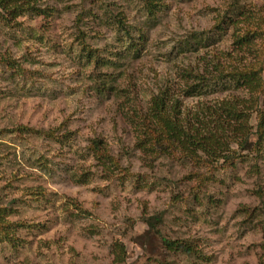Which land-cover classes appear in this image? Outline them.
<instances>
[{
  "label": "rangeland",
  "instance_id": "obj_1",
  "mask_svg": "<svg viewBox=\"0 0 264 264\" xmlns=\"http://www.w3.org/2000/svg\"><path fill=\"white\" fill-rule=\"evenodd\" d=\"M155 2L153 18L141 0H39L43 15L0 22V209L11 223L0 264H115L117 245L121 264H258L264 141L199 166L148 151L142 118L163 89L190 114L250 98L227 74L260 59L264 0ZM204 67L216 86L185 96L187 71ZM93 139L116 167L88 149ZM154 215L158 234L145 222ZM159 236L195 254H166Z\"/></svg>",
  "mask_w": 264,
  "mask_h": 264
},
{
  "label": "trees",
  "instance_id": "obj_2",
  "mask_svg": "<svg viewBox=\"0 0 264 264\" xmlns=\"http://www.w3.org/2000/svg\"><path fill=\"white\" fill-rule=\"evenodd\" d=\"M145 12L149 17L156 15L159 5L156 0H141ZM46 10L41 8L39 0H0V22L5 26H10L12 21L22 15L41 16ZM260 22L263 20L258 19ZM244 22H247L246 20ZM264 27L261 29V31ZM260 31L262 46L257 49L260 56L255 66L248 68L247 65L241 70L229 72L228 82L236 87H244L250 91V98H231L221 100L215 108L198 113L181 112L179 101L168 93V89H163L150 99L145 121L143 135L147 140V150L152 153H177L179 156L189 159L199 166H207L218 163L220 160L232 162L237 151L252 150L257 152L264 141V30ZM244 32L237 36L234 44L238 48L247 45L249 37L256 38L257 32ZM246 42V43H244ZM5 62V61H4ZM6 63V62H5ZM217 64L213 67L218 69ZM189 77L195 84L187 85L185 82V96L200 97L206 90L212 89L217 82L213 79L218 77L211 75L210 71L204 67L201 72L187 71L184 76ZM217 80H220L218 78ZM221 83V82H220ZM254 114L255 123L249 125L250 117ZM253 128V130H251ZM17 135L44 134L45 137L53 138L54 131L38 132L32 129L18 126L12 130ZM253 139V140H252ZM230 145H235L236 149H230ZM92 153L98 157L108 159L111 165L116 167V161L109 158L107 151L102 147L99 139L91 140L88 147ZM2 210L0 209V239L10 241L9 226L11 223L3 220ZM262 257L258 264H264V214H262ZM148 230L153 234H158L157 226L160 216H151L145 220ZM160 247L164 253H181L184 255L195 254V250L186 243L168 240L161 236ZM124 250L121 245L114 247L113 262L123 263Z\"/></svg>",
  "mask_w": 264,
  "mask_h": 264
}]
</instances>
